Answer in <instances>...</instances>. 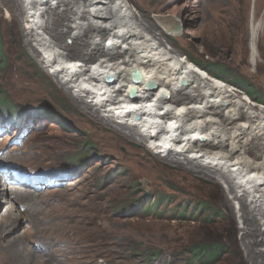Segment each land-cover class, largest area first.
I'll list each match as a JSON object with an SVG mask.
<instances>
[{
	"label": "rangeland",
	"instance_id": "rangeland-1",
	"mask_svg": "<svg viewBox=\"0 0 264 264\" xmlns=\"http://www.w3.org/2000/svg\"><path fill=\"white\" fill-rule=\"evenodd\" d=\"M129 2L132 14L160 34L167 47L216 65L210 76L244 99L247 89L254 88L264 103V0ZM26 5L25 0H0L5 57L0 95L20 119L13 122L0 106V122L9 124L0 126V189L7 181L28 184L21 190H32L28 196L0 191V223L6 210L16 218L12 226L0 229L2 264L13 263V239L25 241L17 249L22 260L35 257L34 262L16 264H190L189 251L203 244L224 245L225 255L216 264H252L244 244L241 204L234 199L241 193L230 194L219 177L160 158L128 129L99 121L78 106L74 88L61 86V78L44 67L42 49L27 43ZM160 16L172 18L181 32L169 33L157 23ZM66 23L71 22L59 17L54 26L61 31ZM253 24L259 25L256 64L250 49ZM61 36L63 43L72 44L69 28ZM91 48L86 43L62 50L67 54L78 49L88 57ZM17 169L25 182L9 183V172ZM203 205L206 210L198 213ZM28 207L30 214L25 213ZM152 207L154 212L149 211Z\"/></svg>",
	"mask_w": 264,
	"mask_h": 264
},
{
	"label": "bare ground",
	"instance_id": "bare-ground-1",
	"mask_svg": "<svg viewBox=\"0 0 264 264\" xmlns=\"http://www.w3.org/2000/svg\"><path fill=\"white\" fill-rule=\"evenodd\" d=\"M53 1L56 6L52 0H25L29 13L24 35L29 45L35 42L42 49L46 70L61 78V86L74 88L71 94L75 103L99 121L109 120L122 130L128 129L130 136L146 141L148 149L162 159L221 178L228 184L230 194L240 192L234 199L241 204L247 255L252 264H264V249L260 248L264 246V109L253 106L248 97L242 98L225 82L167 47L160 34L150 29L143 18L132 14L129 0ZM58 6L63 9L57 10ZM59 17L71 22L64 24L63 30H71L72 44L63 43V30L54 26ZM158 18L157 23L172 35L181 32L172 18ZM258 34L259 25L253 24V64L258 61ZM86 43L92 46L88 57L78 49L67 54L62 50L66 45L80 48ZM95 56L100 59L92 61ZM135 70L141 76L137 82L131 76ZM106 77L113 81L107 83ZM118 84L121 91L114 95ZM149 84L152 87L147 88ZM133 88L138 99L128 95ZM127 97L129 101H125ZM148 99L161 107L150 105V114L135 109ZM167 107L170 113L161 116ZM168 121L172 126L167 130ZM12 172L11 180L15 172L23 178V173ZM27 185H8L6 181L0 191L28 196L32 190H21L29 188ZM2 218V230L16 219L10 210L4 211ZM24 242H10L14 246L12 264L35 261V257L22 260L17 249ZM2 263L5 262L0 259Z\"/></svg>",
	"mask_w": 264,
	"mask_h": 264
},
{
	"label": "trees",
	"instance_id": "trees-1",
	"mask_svg": "<svg viewBox=\"0 0 264 264\" xmlns=\"http://www.w3.org/2000/svg\"><path fill=\"white\" fill-rule=\"evenodd\" d=\"M192 64L200 68L201 70L205 71L206 73L211 75L210 70L215 69L216 65L214 64H206V62H200L198 60H195L193 58H190L187 54H185ZM5 65V57H4V45L1 40L0 36V66L3 67ZM245 79V78H244ZM251 89V90H250ZM254 88H249L247 89L246 95L253 101L259 102L260 104H263V102H260V99L257 96V92L253 90ZM7 101L3 95H0V106L2 109H6L8 111V114L10 116H13L15 119V116H19L18 113L16 112L11 106L7 104ZM20 121V119H15L12 120L13 122L15 121ZM18 126H21L20 124L16 123ZM156 207L150 208V212H154ZM206 210V205H203L201 207V210L198 211V213L205 211ZM196 211V210H195ZM191 214H195L194 210L191 211ZM213 214H211L209 217L211 218ZM189 253L192 255V262L190 264H216L221 256L225 255L224 254V245L223 244H203V245H198L197 247L193 248V250L189 251Z\"/></svg>",
	"mask_w": 264,
	"mask_h": 264
},
{
	"label": "water",
	"instance_id": "water-1",
	"mask_svg": "<svg viewBox=\"0 0 264 264\" xmlns=\"http://www.w3.org/2000/svg\"><path fill=\"white\" fill-rule=\"evenodd\" d=\"M131 76H132V78H134V79H136V80H140V79H141V76H140V74H139L138 71H133V72L131 73ZM109 81L111 82L112 80L110 79ZM148 86H149V87H152V84H149ZM133 93H134V90L131 91V94H133Z\"/></svg>",
	"mask_w": 264,
	"mask_h": 264
},
{
	"label": "clouds",
	"instance_id": "clouds-1",
	"mask_svg": "<svg viewBox=\"0 0 264 264\" xmlns=\"http://www.w3.org/2000/svg\"><path fill=\"white\" fill-rule=\"evenodd\" d=\"M187 58V57H186Z\"/></svg>",
	"mask_w": 264,
	"mask_h": 264
}]
</instances>
